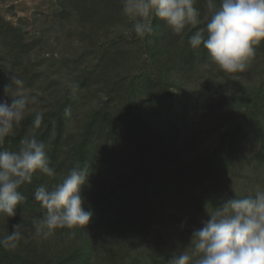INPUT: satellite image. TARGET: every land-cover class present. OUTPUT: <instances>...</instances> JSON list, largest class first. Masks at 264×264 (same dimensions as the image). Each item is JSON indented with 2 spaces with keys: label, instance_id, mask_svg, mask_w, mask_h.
<instances>
[{
  "label": "trees",
  "instance_id": "1",
  "mask_svg": "<svg viewBox=\"0 0 264 264\" xmlns=\"http://www.w3.org/2000/svg\"><path fill=\"white\" fill-rule=\"evenodd\" d=\"M44 4L38 32L26 28L36 24L35 14L0 11V98L15 73L38 97L31 107L44 112L39 129L28 114L3 148L15 151L34 135L56 172L34 174L19 189L27 199L16 216L0 215V238L14 224L26 225L17 249L0 247V264H168L171 253L191 250L202 216L208 219L228 198L255 194L234 188L255 180L264 165V41L246 71L232 73L247 94L233 92L215 104L233 103L226 128L203 130L181 90L197 67L216 65L203 47L189 44L207 23L206 0L195 5L200 24L175 34L155 18L153 33L143 38L131 30L121 0ZM69 82L79 85L75 94ZM77 166L88 172L81 195L91 220L75 235L57 229L48 239L37 236L31 221L44 209L35 188L59 183Z\"/></svg>",
  "mask_w": 264,
  "mask_h": 264
},
{
  "label": "clouds",
  "instance_id": "2",
  "mask_svg": "<svg viewBox=\"0 0 264 264\" xmlns=\"http://www.w3.org/2000/svg\"><path fill=\"white\" fill-rule=\"evenodd\" d=\"M197 0H121L122 14L134 21L132 31L138 37L153 33V20L158 18L175 34L188 26L201 23ZM207 23L189 37L193 49L203 47L210 59L226 73L244 72L255 55V46L264 41V0H206ZM75 94L78 84L69 82ZM11 89V91H10ZM0 98V215L16 216L18 205L27 199L19 189L31 184L37 172L48 177L56 175L46 152V144L36 136L20 140L19 148H3L5 139L22 125L26 116L34 113L33 128L42 125L44 112L35 111L38 97L15 73ZM71 109H65L70 115ZM87 170L73 167L63 179L51 187L35 188L34 200L43 213L32 218L35 234L48 239L57 229L85 228L92 211L85 210L81 190L87 180ZM191 236L190 248L171 253L168 264H264V190L254 196L228 198L209 214ZM13 230L0 238V247L15 250L25 240L26 225L14 224ZM188 246V247H189Z\"/></svg>",
  "mask_w": 264,
  "mask_h": 264
},
{
  "label": "rangeland",
  "instance_id": "3",
  "mask_svg": "<svg viewBox=\"0 0 264 264\" xmlns=\"http://www.w3.org/2000/svg\"><path fill=\"white\" fill-rule=\"evenodd\" d=\"M44 1L0 0V11L7 16L16 17H33L35 14L36 24H27L26 28L29 29V33L38 32L47 11ZM221 72L223 71L219 69L218 65H200L194 70L189 86L186 85L185 89L181 90L182 97H185L189 101V116L195 115L194 119H201V128H205L203 130L218 127L222 130L225 129L227 126L225 121L227 120H224V114L227 111L233 114L231 107L233 103L231 105L230 103L221 104L222 107L219 109L216 108L215 104L220 103L225 97H229L228 101H230L231 97H234L231 96L233 92L239 93L238 95H242V93L247 94L246 90L244 91V82H238L241 85H237V83L232 82L234 79L232 73H229L228 77H225ZM214 90L216 93H214ZM194 126H198L196 121ZM255 176H257V178H254L255 180L246 178L244 182L236 183L235 191L239 193L242 191L251 193L253 191L256 192L257 189L264 190V165L258 169ZM205 219V216H202V220Z\"/></svg>",
  "mask_w": 264,
  "mask_h": 264
}]
</instances>
